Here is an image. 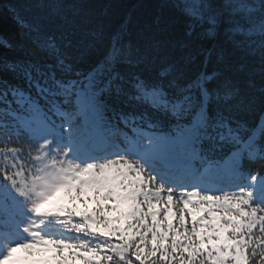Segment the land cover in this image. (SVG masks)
<instances>
[{"label": "trees", "instance_id": "trees-1", "mask_svg": "<svg viewBox=\"0 0 264 264\" xmlns=\"http://www.w3.org/2000/svg\"><path fill=\"white\" fill-rule=\"evenodd\" d=\"M189 1L0 0V260L37 238L105 246L121 194L86 185L127 176L130 137L168 187L264 186V0ZM156 142L171 172L143 157Z\"/></svg>", "mask_w": 264, "mask_h": 264}, {"label": "snow or ice", "instance_id": "snow-or-ice-1", "mask_svg": "<svg viewBox=\"0 0 264 264\" xmlns=\"http://www.w3.org/2000/svg\"><path fill=\"white\" fill-rule=\"evenodd\" d=\"M121 146L130 154L120 161L127 170L125 179L132 177L135 184L119 196L115 211L107 213L118 217L120 230L104 233L105 246L82 251L37 238L10 248L0 264H264V186L258 176L216 193L176 189L159 183L139 158L133 159L138 148L134 137ZM148 159L157 172H171L173 161L160 145ZM112 174L104 166L101 175Z\"/></svg>", "mask_w": 264, "mask_h": 264}, {"label": "rangeland", "instance_id": "rangeland-1", "mask_svg": "<svg viewBox=\"0 0 264 264\" xmlns=\"http://www.w3.org/2000/svg\"><path fill=\"white\" fill-rule=\"evenodd\" d=\"M192 2H197V0H190L189 4ZM233 3L236 4L235 7H237L238 9H244L246 11L248 10L247 4L245 3L244 0H233ZM170 142L171 144H176L174 139H171ZM156 145H158V142L154 143L153 147H155ZM160 146L162 147V144ZM153 147L151 146L147 147L143 151V157L148 158V156L152 152ZM125 177H126L125 175H121L120 173H117V172H113L111 176L98 175L96 177V175H94V176H91V178L88 177V180H91L92 182H88L86 187L88 188L90 192L94 194L96 191H99L101 193L104 192L108 195L116 196L115 192H117V189H119V194L123 195L125 192H127L123 188V185L126 183ZM93 180H96V181L94 182ZM121 181H123V183H121ZM80 210L83 211L82 208Z\"/></svg>", "mask_w": 264, "mask_h": 264}]
</instances>
